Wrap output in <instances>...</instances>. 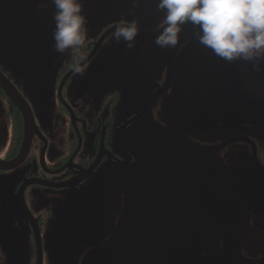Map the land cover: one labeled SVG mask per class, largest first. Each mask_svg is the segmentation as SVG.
Returning a JSON list of instances; mask_svg holds the SVG:
<instances>
[{
	"label": "flooded vegetation",
	"instance_id": "obj_1",
	"mask_svg": "<svg viewBox=\"0 0 264 264\" xmlns=\"http://www.w3.org/2000/svg\"><path fill=\"white\" fill-rule=\"evenodd\" d=\"M95 1L82 73L54 51L51 0L0 4V264L66 243L70 264H264V72L196 48L190 25L158 47L156 0ZM132 19L128 50L111 33ZM103 178L120 206L75 219L73 191Z\"/></svg>",
	"mask_w": 264,
	"mask_h": 264
},
{
	"label": "clouds",
	"instance_id": "obj_2",
	"mask_svg": "<svg viewBox=\"0 0 264 264\" xmlns=\"http://www.w3.org/2000/svg\"><path fill=\"white\" fill-rule=\"evenodd\" d=\"M54 5L53 48L71 54L72 67L82 73L88 47V18L83 0H51ZM164 13L154 43L174 49L185 26L198 44L226 63H245L264 72V0H156ZM140 28L136 19L121 20L111 33L126 49L135 46Z\"/></svg>",
	"mask_w": 264,
	"mask_h": 264
},
{
	"label": "rangeland",
	"instance_id": "obj_3",
	"mask_svg": "<svg viewBox=\"0 0 264 264\" xmlns=\"http://www.w3.org/2000/svg\"><path fill=\"white\" fill-rule=\"evenodd\" d=\"M105 5L104 0H97L91 5V12L93 16H97L100 14H103L99 10V6ZM89 14V13H88ZM196 48H200L201 45H195ZM194 49L192 52V57H196L198 54H200V51L197 49ZM176 104V101L174 102V105ZM89 185V186H88ZM101 185L103 187H101ZM88 186V187H87ZM87 187V188H85ZM83 188V194H81ZM80 190H74L72 195V199L70 201V204L68 205V208H73L72 210L75 211L73 214L75 219H79L82 215L83 218H85L86 215L90 216L92 215V220H89L90 222L94 220L95 215L97 218H100L103 225L106 224L107 219L109 218L108 212L110 209L117 208L120 206V203L117 201H114L116 197L119 195V191H122L123 186H120V183L117 184L116 182H113L112 178H103L99 179V184L96 186H93L91 184V181L88 184H85L82 186ZM107 188V190H106ZM89 190V191H85ZM87 192V193H86ZM78 196V197H77ZM95 206V208L98 209L97 212L94 213L91 212L90 207ZM87 208V209H86ZM112 209V210H113ZM70 220H66V215L58 214L56 218L51 222V228L55 226L57 229H62V232L64 234H67L66 232L71 231V229L76 225L80 224L79 221L69 218ZM85 229V223L83 221V230ZM65 238V237H62ZM72 236H67L66 240L71 239ZM56 251L55 253H52V258H57L59 256H66L71 259L72 257V249L73 247L66 244H62L60 246L55 247ZM52 264V259H51Z\"/></svg>",
	"mask_w": 264,
	"mask_h": 264
},
{
	"label": "water",
	"instance_id": "obj_4",
	"mask_svg": "<svg viewBox=\"0 0 264 264\" xmlns=\"http://www.w3.org/2000/svg\"><path fill=\"white\" fill-rule=\"evenodd\" d=\"M18 1H24V0H0V4H1V6L11 5V4L17 3ZM31 1L36 2L38 0H31ZM106 1L114 3L113 1H110V0H106ZM130 1H132V0H119L118 3L126 4V3L130 2ZM139 1H140V5L138 6L137 10H140V14L143 15L144 12L147 10V8H149V5H148L149 3H148L147 0H139ZM34 2L32 4H34ZM3 3H5V4H3ZM30 118H31L30 115L26 116L27 126H29L30 120L32 122V118L31 119ZM63 257H65V256H59L57 258H52V264H70L69 261L61 260V258H63Z\"/></svg>",
	"mask_w": 264,
	"mask_h": 264
}]
</instances>
